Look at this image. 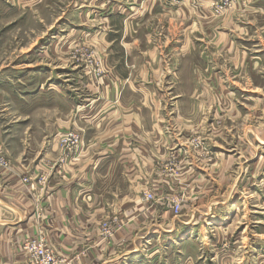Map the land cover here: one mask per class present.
I'll use <instances>...</instances> for the list:
<instances>
[{
  "label": "rangeland",
  "instance_id": "obj_1",
  "mask_svg": "<svg viewBox=\"0 0 264 264\" xmlns=\"http://www.w3.org/2000/svg\"><path fill=\"white\" fill-rule=\"evenodd\" d=\"M151 1L143 18L145 1L86 0L89 6L80 7L82 0H0L1 89L14 87L15 70L20 76L75 66L82 83L92 76L100 85L117 79L111 59L133 60L132 77L138 64L148 71L159 62L160 75L140 83L162 93L165 134L172 136L173 126L185 134L184 117L191 114L180 104L208 106L200 109L199 129L185 136L194 176H171L177 190L162 194L166 219L175 224L169 234L176 235L161 236L159 246L143 242L146 254L161 257L140 255L134 264H264V0ZM74 28L104 29V46L92 47L84 32L70 38ZM173 100L177 114L169 109ZM7 152L0 147L4 170ZM172 156L165 171L176 167ZM175 200L177 216L170 211Z\"/></svg>",
  "mask_w": 264,
  "mask_h": 264
},
{
  "label": "crops",
  "instance_id": "obj_2",
  "mask_svg": "<svg viewBox=\"0 0 264 264\" xmlns=\"http://www.w3.org/2000/svg\"><path fill=\"white\" fill-rule=\"evenodd\" d=\"M143 1L147 8L141 9L140 17L145 18L152 1L137 4ZM82 2L80 7L89 6ZM102 31L74 28L68 36L84 32L99 50L104 46ZM68 45L67 40L62 49ZM122 60L117 65L121 60L111 59L117 79L100 85L92 76L82 83L75 66L62 65L52 72L42 67L43 74L17 76L20 70H15L10 75L14 87L8 92L0 82V147L5 146L10 161L8 170L0 168V264H27L25 238L43 239L66 264H134L140 255L161 257L157 252L146 254L143 242L149 247L158 245L161 236L176 235L169 234L175 224L166 219L162 194L177 190L171 176H194V155L189 162L185 136L199 129L200 109L208 105L193 100L192 105L180 104L191 114L184 117L185 134L179 136L180 126H173L172 136L165 134L162 93L140 83L151 74L160 75L159 62L154 72V67L147 71L145 63L138 64L132 77L134 61ZM131 79L136 82L130 84ZM190 91L191 96L204 95ZM175 103L169 109L177 114ZM71 128L80 132L81 142L66 154L59 139ZM32 146H39L38 151H27ZM171 156L176 167L165 171ZM145 192L153 199L146 200Z\"/></svg>",
  "mask_w": 264,
  "mask_h": 264
},
{
  "label": "built area",
  "instance_id": "obj_3",
  "mask_svg": "<svg viewBox=\"0 0 264 264\" xmlns=\"http://www.w3.org/2000/svg\"><path fill=\"white\" fill-rule=\"evenodd\" d=\"M81 142V134L73 131H66L61 135L59 144L64 153H73ZM2 157H0V161ZM27 180V179H25ZM144 198L152 200L153 194L145 192ZM180 210V202L175 200L171 205V213L177 216ZM22 249L27 258V264H66L63 258L54 251V249L41 238H25Z\"/></svg>",
  "mask_w": 264,
  "mask_h": 264
},
{
  "label": "bare ground",
  "instance_id": "obj_4",
  "mask_svg": "<svg viewBox=\"0 0 264 264\" xmlns=\"http://www.w3.org/2000/svg\"><path fill=\"white\" fill-rule=\"evenodd\" d=\"M216 228H217V227H216ZM216 228H215V229H216ZM217 229H219V228H217Z\"/></svg>",
  "mask_w": 264,
  "mask_h": 264
}]
</instances>
